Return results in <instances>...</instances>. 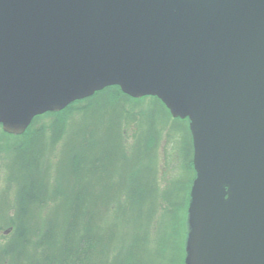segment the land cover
Masks as SVG:
<instances>
[{"label": "water", "instance_id": "95a60500", "mask_svg": "<svg viewBox=\"0 0 264 264\" xmlns=\"http://www.w3.org/2000/svg\"><path fill=\"white\" fill-rule=\"evenodd\" d=\"M118 85L188 119L186 264H264V0H0V125Z\"/></svg>", "mask_w": 264, "mask_h": 264}, {"label": "trees", "instance_id": "16d2710c", "mask_svg": "<svg viewBox=\"0 0 264 264\" xmlns=\"http://www.w3.org/2000/svg\"><path fill=\"white\" fill-rule=\"evenodd\" d=\"M146 99L152 100L155 107L174 121L171 123L162 117L160 127L156 119L151 121L145 156L133 162L136 170L132 167L126 170L122 179L125 188L117 186L113 181L116 175L104 163H110L118 152L115 149L110 155L101 149L106 143L115 147L118 138L114 136L102 142L97 136L105 125L112 131L120 128L121 123L124 128L133 122L135 118L124 104L138 103L129 107L136 110ZM0 130V151L8 153L10 158L8 171L3 162L1 168L7 187L0 194V200L6 204L0 212V240L5 237L1 234L4 228L10 232L6 240L0 241V264H142L148 228L145 221L151 222L157 213L155 193L159 192L160 181L155 143L163 131L177 136V150L186 168V175L174 181L166 180L168 184L161 192L163 203H160L161 209H168L172 214L171 235L181 231L179 223L184 221L183 211L187 212L196 175L190 163L193 139L188 119L174 118L157 96L134 98L118 85L107 86L61 111L37 115L23 134L4 132L1 125ZM62 141L66 152L61 158L63 166L60 175L51 181L43 159L51 156ZM71 141L80 146L74 148L75 152L69 147ZM11 186L14 200L10 202ZM9 205L13 213L6 211ZM112 209L114 219L104 224V212ZM177 212L179 221L174 218ZM184 226L186 238V222ZM130 233L133 240L127 246ZM115 241H121L122 247L114 248ZM178 252L180 255L181 248L173 245L170 264L180 262Z\"/></svg>", "mask_w": 264, "mask_h": 264}, {"label": "rangeland", "instance_id": "374dc122", "mask_svg": "<svg viewBox=\"0 0 264 264\" xmlns=\"http://www.w3.org/2000/svg\"><path fill=\"white\" fill-rule=\"evenodd\" d=\"M137 104L138 103L130 102V101L124 104V106L128 108L129 111L131 112V115L134 116L135 119L133 122H131L129 125H126L124 128H123L124 123L120 122L121 123L120 128H116V130H112V131L108 130L106 128L107 125H105L102 128V131L97 136V140L102 141V142H106V140L111 139L114 136L118 138L117 144L115 147L106 143L104 148H102L101 150L110 153V155H112L115 149L117 150L118 153L112 156L114 158L110 160V163L106 162L104 163V166L107 165V168L110 169L116 175L117 179L113 181H115V184L117 186H121V187L123 186L122 179H123V175L126 173V170L131 167L136 170V167L133 164V162L145 156V146H146L145 144L147 143L146 139L148 135L150 134L151 121L153 119H156L155 122L158 124L157 125L158 127H160L162 124V117L167 119L168 122L174 121V120H169V118L163 113V111L160 108L155 107L152 100L146 99L144 101H141L140 102L141 105H139V109L137 108L136 110H130L129 107H134V105H137ZM122 105L123 103L118 107H121ZM0 133H1V130H0ZM175 137L177 136L169 134V132L167 131L166 132L163 131V133L159 135V138H157L156 143H155V150L158 151L156 154L155 161L156 159H158L156 166L158 168L157 173H158V177L160 181V184H159L160 189H159V192L156 191L155 193L156 196L158 197L156 200L157 201V213L155 214L154 219L151 222L147 220L145 221V225H147L148 228L146 229V237H147L146 238V249L143 252L144 254H142V259H143L142 264H170L171 257L173 256L172 254L173 245H176L177 248L179 247V249L181 248L180 255H179V252L177 254L178 262L180 259L181 264H186L187 252L184 251V248L186 245L185 244L186 243V238H185V232H186L185 228L186 227L184 225H185V222L187 223L186 216H188V208H187V212L183 211L184 221L183 222L180 221L179 223V225L181 226V231L177 232L176 236L175 235L172 236L171 235L172 214L168 209H161V204H160V203H163L161 192L164 190V187H165L164 185L168 184L166 183L167 182L166 180L169 179L171 181H174L178 179L179 177H181V175H186V168H185L182 154L181 152L177 150V145L179 143L176 142L177 138ZM91 143L92 142L90 140V144ZM70 146H72V149L76 147H80L76 141H71L69 143V147ZM75 151L77 150L74 149L73 152ZM98 152L100 153L101 151H98ZM65 153H66L65 146H64V142L62 141L58 144L55 151L51 153L52 154L51 156L44 157L43 166H47V173L49 176L48 178H50L51 181L55 180L56 175L58 176L60 175V168L63 166V162L61 161V158L65 156ZM193 153H194V148H193ZM45 159H46V162H45ZM151 160H152V157L150 158V161ZM140 161H144L147 163L148 159L146 160L141 159ZM2 162H3V166L5 170L7 169L8 171V165L10 162V158H9L8 153L4 151H0V194L7 187L6 186L7 181H3L4 175H3V172H1ZM190 163L194 168L193 156H192V162ZM100 167L102 168V166ZM190 175H192L191 172H190ZM191 187H192V184H191ZM190 191H191V188H190ZM13 193H14V189H13V186H11L9 188V194H8V199L10 202L13 199ZM172 203L174 202L172 201ZM176 206L177 208L178 206L180 208V205H178V203ZM5 207H6V204L4 203V201L0 200V212L4 210L2 208H5ZM6 211L13 213L12 206L9 205L6 208ZM108 211H109L108 213L105 211L104 215L102 216L104 224L111 223L112 219H114V216H113L114 210L112 209ZM1 214L2 213H0V215ZM174 218L175 219L179 218V212H177ZM107 220L109 222L105 223ZM154 221L156 222V225L158 226L157 229H156V225ZM9 232L10 230H8V228L7 229L4 228V230L1 231V234L5 235V237H3L0 241L6 240ZM134 233H137L136 229ZM132 240H133V235L130 233V236L127 241V246L131 245ZM120 244H121V241L118 243L115 241V244L113 243V247L114 248L119 247ZM182 260H183V263H182ZM180 262L178 264H180Z\"/></svg>", "mask_w": 264, "mask_h": 264}]
</instances>
